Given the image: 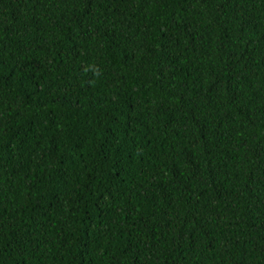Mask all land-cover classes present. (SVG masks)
Listing matches in <instances>:
<instances>
[{
	"label": "trees",
	"instance_id": "16d2710c",
	"mask_svg": "<svg viewBox=\"0 0 264 264\" xmlns=\"http://www.w3.org/2000/svg\"><path fill=\"white\" fill-rule=\"evenodd\" d=\"M0 264H264V0H0Z\"/></svg>",
	"mask_w": 264,
	"mask_h": 264
}]
</instances>
